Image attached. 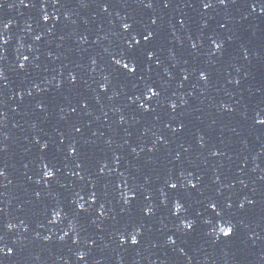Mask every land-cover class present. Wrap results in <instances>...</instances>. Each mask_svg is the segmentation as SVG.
Listing matches in <instances>:
<instances>
[{
	"label": "water",
	"instance_id": "95a60500",
	"mask_svg": "<svg viewBox=\"0 0 264 264\" xmlns=\"http://www.w3.org/2000/svg\"><path fill=\"white\" fill-rule=\"evenodd\" d=\"M152 2L0 0V235L15 249L3 264H264V0H213L207 10L204 0ZM133 35L141 45L130 78L112 59ZM146 85L159 97L145 99ZM177 200L185 211L174 216ZM192 219L188 232L180 222ZM224 220L231 239L219 235Z\"/></svg>",
	"mask_w": 264,
	"mask_h": 264
},
{
	"label": "snow or ice",
	"instance_id": "6c2138e0",
	"mask_svg": "<svg viewBox=\"0 0 264 264\" xmlns=\"http://www.w3.org/2000/svg\"><path fill=\"white\" fill-rule=\"evenodd\" d=\"M236 0H215V4H218L221 7H228L229 3H235ZM20 3L24 6V7H35V4L32 3V0H28V2L26 3L25 0H20ZM60 0H53V4H59ZM139 3L143 4L145 8L151 9L153 7V2L152 0H148V2H145V0H139ZM83 6V4L81 5ZM170 4L168 2V0H165L164 2V7L167 8L169 7ZM203 8L205 10L210 9L212 7H214V3L213 0H204L203 2ZM251 11L252 12H256V5L255 3H253L251 6ZM261 8V14L264 15V3H261L260 5ZM103 11L107 12L108 11V4H104L103 6ZM59 19V17H57V20ZM49 20V17L47 15L43 16V21L45 23H47ZM151 23L153 25L156 24V20H152ZM180 23H183V21H181ZM133 25L131 23H127L124 22L122 23V30L125 33L130 32V30L132 29ZM2 28L3 31L6 32L9 28V24L8 23H3L2 24ZM144 34L143 35V42L144 43H149L151 40H153L155 38V34L148 30L147 28L144 29ZM40 37H37V40H39ZM131 40L133 41V43H127V48H126V52H122L121 55L119 56V58H113V63L118 66L117 70L121 71L123 75H125L126 77H130V78H135L139 69V65L136 64L135 62H133V57L136 56V54L140 51V45H141V40L137 39L135 35L131 36ZM0 43L3 44H7L8 41L6 39H3L2 37H0ZM214 43V47L216 52H220L223 48V44L219 43V42H213ZM192 48L195 49L196 45L193 44ZM144 57L146 58V60L148 61H153L155 58V53H153L151 50H144ZM27 59V57H25V60ZM245 59H247V56L245 55ZM93 63H95V61H93ZM158 65V62H157ZM20 69L23 70L25 68V65L23 63H21L19 65ZM148 70L149 67H148ZM0 78H2V73H0ZM200 80L202 81H207V74L204 72L200 73ZM71 81L74 83L75 82V77H70ZM141 79H143V77H141ZM184 80H187L188 77L184 76L183 77ZM101 90L105 91L106 90V85H101ZM160 95V93L158 91L155 90V88L152 85H146V91L144 92V97L147 100H151L153 98H158ZM137 100L140 99L139 96L136 97ZM139 107L143 108L145 111H148L149 109L145 108V106L143 104L139 105ZM170 107L172 108L173 111H175L176 109V104H171ZM226 111H228V109H225ZM256 123L259 125H264V119H261L259 117H257L256 119ZM77 132L80 131L79 128L76 129ZM61 143H63V141H61ZM203 146V145H201ZM48 148V145L42 144L41 145V150H46ZM6 151V148H4L3 146H0V152ZM217 153H213V155H216ZM68 155L69 156H75L77 155V147L75 144L69 145L68 148ZM117 159H119V157H117ZM77 167H80V165L78 164ZM100 174L103 175V168L100 169ZM5 175L3 170H0V177H3ZM43 176L48 179V180H52L55 176V173L52 171L48 170L47 165L44 166V170H43ZM169 187L172 190H175L178 188V184L176 183H171L168 182ZM189 185L192 189H196L198 187V185L196 183H192L191 181H189ZM37 196H39V193H37ZM95 196V193H93V197ZM131 199H135V196L133 195L131 197ZM80 200H83V197H80ZM91 202L93 204L96 203V200L93 198L91 200ZM125 204H127L129 202L128 198L125 196V200H124ZM247 204H253L254 201L252 200H248L246 201ZM79 205V209L81 212H87L88 210L85 208L84 204H80ZM211 211L217 216L220 217L221 213L219 211H217V205L216 204H211L210 206ZM228 209H231L232 205L231 204H227L226 206ZM239 208L240 209H244L245 208V203H240L239 204ZM0 211H3V209H0ZM151 207L147 208L145 210V214L146 215H150L151 214ZM185 211V206L179 202L178 200L174 203L173 205V215L174 216H179L182 212ZM101 215H103V212L101 211L100 213ZM59 215V213H55L52 216V222L57 221V216ZM181 227L188 231L191 232L195 229L197 221L196 219H192V220H188L187 222H185L184 220H182L181 222ZM205 224H208L209 221H204ZM224 226H220L218 225V232L219 235H222L224 238H228L231 239V237L235 234V225L232 224V222L230 220H224L223 222ZM14 228V225L12 224H8L6 225V229L7 231H12ZM25 231H27V228H25ZM211 234V233H209ZM140 233H137L136 235H131L130 236V244L131 245H138L139 244V240L137 239V236H139ZM46 240L50 239V237H46ZM60 240H64V236L60 237ZM119 241L121 245L127 244L129 243V238H121L119 237ZM75 242V241H74ZM176 241L174 239H172L171 237H169V243L174 244ZM13 243H15V241H13ZM15 254V249L12 247H9L7 245V243L5 242V236L0 235V257H11ZM80 260H84V254H80L78 257ZM0 264H3V260L0 259Z\"/></svg>",
	"mask_w": 264,
	"mask_h": 264
}]
</instances>
